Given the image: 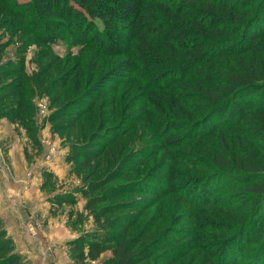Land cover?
<instances>
[{"label":"trees","instance_id":"trees-1","mask_svg":"<svg viewBox=\"0 0 264 264\" xmlns=\"http://www.w3.org/2000/svg\"><path fill=\"white\" fill-rule=\"evenodd\" d=\"M35 5L40 16L47 15L44 25L50 34L62 32L66 40L98 49L101 54H129L128 65L122 66L130 69L129 74L137 70L145 73L140 93L145 91V81H154L156 87L145 92L157 96L169 112L156 131L163 147L173 153L172 163L162 162L143 178L124 182L129 172L118 168L80 191L89 196L87 210L95 228L71 243L76 261H96L113 250L114 257L104 264H264V249L257 253L248 250L264 227V147L258 145L264 143V0H36ZM10 14L21 16L12 10ZM13 71V66L0 71V119L20 118L34 131L32 118L24 120L21 108L30 100L20 97L18 104L9 101L24 86L18 77L5 84ZM71 116V123L81 119L80 114ZM114 128L95 135L99 141L94 145L102 147L96 153L76 155L86 161L102 157L117 135L123 138L131 130ZM229 132L242 138L224 139L216 149L209 143L213 160L191 164L204 175L173 183L170 175L177 173L174 161L179 150ZM113 134L115 137H110ZM80 148L74 146V151ZM155 152L140 150L130 164L144 166ZM164 172L168 176L161 175ZM191 182H200L198 194L189 192ZM223 189L241 192L224 203L211 199L209 194ZM135 193L151 197L110 204L114 197ZM168 196L187 204L192 213L215 209L232 219V214L250 205L256 213L250 223L239 228L230 221L217 224L194 214L185 219L192 223L184 229L171 226L162 232L153 222L144 227L138 224L140 215L136 212ZM75 202L72 197L69 204ZM129 208L134 211L121 213ZM206 234L217 239L211 244ZM15 251L13 241L0 231V264H22ZM193 254H203L206 259L195 262Z\"/></svg>","mask_w":264,"mask_h":264},{"label":"rangeland","instance_id":"rangeland-1","mask_svg":"<svg viewBox=\"0 0 264 264\" xmlns=\"http://www.w3.org/2000/svg\"><path fill=\"white\" fill-rule=\"evenodd\" d=\"M35 3L36 0H8L4 3L0 1V71L2 68L13 66V76L6 78L5 84L12 82L17 77L23 80L22 91L13 93L9 101L12 104H18L20 97L30 100L29 103L23 102L25 105L21 108L23 112L25 110L23 119L27 120L31 117L30 125H33L35 130L27 131L26 124H22L20 118L13 121V123H17L30 137L37 135L39 130V136L45 142V149L39 150L37 147V153L34 152L36 156L43 155L49 161L55 156L62 157V162L63 157L66 159L64 162L66 169L63 176L56 177L55 174H51L49 177L43 178L42 185L32 181L33 178L32 182L27 184L23 176L29 168L24 172H18L22 176L20 181H23V186L29 185L28 189L31 191L27 197L30 202L25 201L19 207L20 215L23 216L24 211H28L29 207L38 209L37 205H39V208L42 209L44 206L48 207V203L51 202L53 207L49 210L46 209L38 216L40 221L46 219L45 229L41 223L40 229L34 224L39 220L33 216L32 210H29L31 214H26L27 217L31 218L27 223L29 230L34 235H38L39 230V236L43 239L46 249L51 246L52 251L57 250L59 253L62 246H64V242L60 238L62 233L59 231L57 234H51L53 228L66 221L65 227L70 232H91L95 228L94 220L87 210L89 196H83L80 193L81 190L86 189L87 185L94 180L104 179L118 168L124 172H129V175L125 176L122 182L141 179L155 165H160L162 162L165 165L172 163L173 153L169 148L163 147L161 144L163 141L159 137L160 134L156 131L162 123L163 116L168 117L169 112L161 107L155 99L157 96L145 92L154 89L156 87L155 82L145 81V91L140 93V84L144 81V70L132 71V74H129L130 69H125L122 66L123 64L128 65V62L125 61L130 58L129 54L120 56L101 54L98 49L66 40L62 32H57L54 35L50 34V29L48 31L44 25L47 21V15L40 16ZM11 10L18 12L21 15H19L20 18L16 17L17 15L12 17ZM97 24L101 30H104V25L100 21H97ZM120 67L123 68L119 72ZM144 67L140 66L139 68ZM3 75V77L6 76ZM113 101L116 102L115 105H111ZM68 105H71V107L69 109L65 108ZM82 110L84 112L88 110V113H80ZM74 114L81 115V121L78 117L76 124L71 123V115ZM105 121H108L107 124ZM73 125H76L77 128L73 129ZM118 126L131 128V130L123 138H119L117 135L115 143L104 151L102 157H91V160L86 161L81 156L76 155L78 152L80 154L82 152L83 154L96 153L102 147L94 145L99 141L95 135L97 133H108L109 129L112 131V129H116L114 127ZM237 135L240 134L236 132L219 134L216 139H207L200 144H191L183 151L179 150L174 161L177 173L170 175V178L174 181L173 183L204 175L201 169L195 168L191 164L197 163L199 160H213L208 149L209 143L216 149L224 144V139L230 140L232 136L239 141L242 135ZM110 137L114 138L115 136L113 134ZM54 140H56L55 143H53ZM258 145H260V148L264 147V143L259 142ZM74 146L83 148L74 151ZM33 149L36 150L35 147ZM147 149H149V153H151V150L156 152L144 166L135 167V165L130 164L133 154ZM254 149L259 150L256 147ZM261 157H263V154H261ZM161 175L168 176V172ZM235 178L240 181L243 179V177L234 176L233 179ZM231 180L225 182L228 183ZM199 183L191 182L188 187L189 192L195 191L194 194H198L197 191L201 187ZM27 192L28 190L25 191L24 188L15 186L8 189L7 197L13 203H19L23 198L26 199ZM103 192L104 189L98 195ZM205 192L204 195H208V191ZM240 192V189L232 191L223 189L214 195L212 193L209 195H211V199L217 198L221 203H224L230 197H236ZM194 194L191 195L194 197ZM58 195L61 198H58ZM72 197H75L76 202L70 205L69 209L63 210L62 207L69 205ZM150 197L147 194H126L112 198L110 204L128 203ZM232 201L236 202V200ZM79 203L81 204L77 205ZM149 205L141 212H136L140 215L138 224L144 227L153 222V225L157 226L156 230L159 229L162 232L171 226L177 227V229L190 227L192 221L185 220L190 214L217 224L221 220L230 221L232 225L239 228L250 223L256 213L251 205L245 206L242 212L232 214V219L215 209H205L192 213L187 204L182 203L176 197L170 196L156 200ZM79 207H83L82 210L77 209ZM131 209L133 208L121 213H131L134 211V209ZM49 223L52 224L50 230ZM56 224L58 225L55 226ZM4 228V223L0 217V231H5ZM258 233V237L248 248L249 253H257L259 250L264 249V227ZM46 234L49 237L51 235L57 236L56 238H49L46 242ZM206 236L209 238L207 242H211V244L217 239L213 234H206ZM72 242H66L65 247L73 264H104L107 259L114 257V251L107 250L96 261L77 262L70 248ZM112 245L114 246L116 243ZM15 252L21 257L22 264H31L30 260H25L24 256L17 250ZM194 255L191 257H194ZM194 258L195 262H202L206 259V256L202 254ZM60 259L62 264H66V258L60 256ZM2 260L0 257V261Z\"/></svg>","mask_w":264,"mask_h":264},{"label":"crops","instance_id":"crops-1","mask_svg":"<svg viewBox=\"0 0 264 264\" xmlns=\"http://www.w3.org/2000/svg\"><path fill=\"white\" fill-rule=\"evenodd\" d=\"M19 128L21 127L17 123H13L12 120L10 121L6 118L0 119V217L5 226L4 230L7 232L8 237L14 241L17 252L22 254L25 260H30L31 264H62L60 262V256L61 258L64 257L67 259L66 264H73V262L69 259L68 253L66 252L67 248L65 247V244L66 242L78 239L87 231L70 232L69 229L65 227L67 221L63 222L61 225L56 224L55 226L58 225L61 227L57 226L53 228L51 230V234H57L60 231L62 233L60 238L64 242L62 250L60 249V252L58 253L57 250L52 251L51 246L46 249L45 244H43V239L39 236V230L38 235H34L29 230L27 223V221L31 219L26 215L29 213L31 214V211L29 210H32L33 216L39 220L38 216L40 213H43L46 209L49 210L51 207H53L51 202L48 203V207L44 206L42 209L39 208V205H37L38 209L29 207L28 211H24L23 216L20 215L19 210V207L22 203L24 204L25 201L30 202L29 198L27 197L31 193V191L28 189L29 185H26L25 187L23 186V181H20L22 176H20L19 173L21 171L24 172L29 168V173L27 172L24 174L22 172L27 184L32 181H36L37 184L40 183L42 185L44 177H49L51 174H55L56 177L63 176V173L66 169V165L64 164L66 159L63 157L62 162V157L59 158L58 156H55V158L49 161L48 158H45L43 155L36 156L35 153H37L38 148L39 150L42 148L43 150L45 149V142L40 138L39 130L37 135L30 137V135L28 136L27 132L23 128ZM27 131L29 130L27 129ZM55 142L56 140H54L53 143ZM33 147H35L36 150H34ZM45 171L46 173L44 174ZM15 186L19 188L21 187L22 189L24 188L25 191L28 190L26 199L23 198L21 201H19V203H13L7 197L8 189ZM80 204L81 203L77 205ZM70 205L72 204L62 207L64 208L63 210L69 209ZM82 208L83 207H79L77 209L82 210ZM40 223L45 229L46 219L43 221H36L34 224L40 229ZM49 226L50 230L52 228V224L49 223ZM56 236L57 235H51L49 237L46 234L47 238H45V240L48 242L49 238H56ZM47 252L49 253L47 254Z\"/></svg>","mask_w":264,"mask_h":264}]
</instances>
